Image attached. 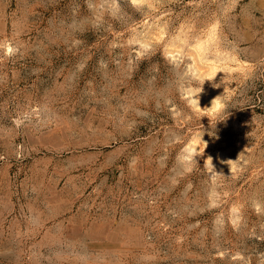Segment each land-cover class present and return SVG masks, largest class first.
<instances>
[{"label": "rangeland", "instance_id": "rangeland-1", "mask_svg": "<svg viewBox=\"0 0 264 264\" xmlns=\"http://www.w3.org/2000/svg\"><path fill=\"white\" fill-rule=\"evenodd\" d=\"M0 264H264V0H0Z\"/></svg>", "mask_w": 264, "mask_h": 264}, {"label": "clouds", "instance_id": "clouds-1", "mask_svg": "<svg viewBox=\"0 0 264 264\" xmlns=\"http://www.w3.org/2000/svg\"><path fill=\"white\" fill-rule=\"evenodd\" d=\"M217 98H218V97H217ZM217 98H216V99H217ZM216 99H215V100H216ZM215 100H214V101H215ZM214 101H213L212 103H214Z\"/></svg>", "mask_w": 264, "mask_h": 264}]
</instances>
